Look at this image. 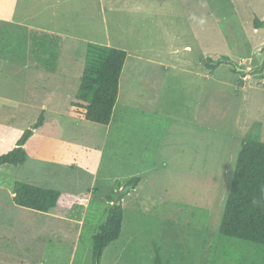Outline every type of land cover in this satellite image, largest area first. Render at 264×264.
Listing matches in <instances>:
<instances>
[{
  "label": "rangeland",
  "instance_id": "1",
  "mask_svg": "<svg viewBox=\"0 0 264 264\" xmlns=\"http://www.w3.org/2000/svg\"><path fill=\"white\" fill-rule=\"evenodd\" d=\"M257 17L264 0H0V154L46 116L28 161L0 167V264L98 263L106 196L135 177L100 264H154L157 247L168 264H264L263 248L226 241L229 251L219 232L242 142L264 141ZM31 30L63 37L56 72L17 60ZM89 41L128 52L109 125L72 105ZM221 55L245 76L228 63L211 71ZM17 181L62 190L60 204H16Z\"/></svg>",
  "mask_w": 264,
  "mask_h": 264
},
{
  "label": "trees",
  "instance_id": "2",
  "mask_svg": "<svg viewBox=\"0 0 264 264\" xmlns=\"http://www.w3.org/2000/svg\"><path fill=\"white\" fill-rule=\"evenodd\" d=\"M255 26L264 28V19L257 17ZM31 31V34H26L27 43L22 45L25 50L23 57L17 60L33 68L56 72L62 54L63 37L40 30ZM127 58L128 52L125 49L93 41L86 43L84 65L79 77L81 81L76 99L72 102L73 106L84 109L86 119L103 125L111 123ZM223 63L231 64L234 72L245 76L243 67L238 70L239 64L228 55H221L218 59L210 58L206 66L214 71ZM262 70L264 61L255 72ZM240 82H244L242 77ZM45 120V113L42 112L38 120L24 131L16 147L0 154V167L4 164L18 166L27 162L29 153L24 145L35 130L44 125ZM139 181L140 178L135 177L125 186L120 183L118 189L107 194L105 221L93 234L94 263L100 264L105 249L122 234L125 220L122 200L129 192H126L125 187L132 185L135 188ZM13 193L16 204L43 212H52L62 195V191L57 188H46L25 181H17ZM219 232L225 243L240 242L264 249V141L257 136L249 135L242 142ZM227 243L226 247L230 251ZM154 264H168L158 247L155 249Z\"/></svg>",
  "mask_w": 264,
  "mask_h": 264
},
{
  "label": "crops",
  "instance_id": "3",
  "mask_svg": "<svg viewBox=\"0 0 264 264\" xmlns=\"http://www.w3.org/2000/svg\"><path fill=\"white\" fill-rule=\"evenodd\" d=\"M10 45H12V46H15L13 43H11ZM16 48H17V45L15 46ZM19 56H22V54H20V53H17V59H18V57ZM14 57V56H13ZM23 57V56H22ZM148 61H149V59H148ZM109 125V124H108ZM29 159V158H28ZM28 161V160H27ZM60 190V189H59ZM62 191V190H61ZM11 195H12V197H14V193H13V190H12V192H11Z\"/></svg>",
  "mask_w": 264,
  "mask_h": 264
},
{
  "label": "built area",
  "instance_id": "4",
  "mask_svg": "<svg viewBox=\"0 0 264 264\" xmlns=\"http://www.w3.org/2000/svg\"><path fill=\"white\" fill-rule=\"evenodd\" d=\"M60 199H61V198H60ZM60 199H59V201H58V204H60ZM68 200H69V199H68V197H67V196H65V197H64V201L67 203V202H68Z\"/></svg>",
  "mask_w": 264,
  "mask_h": 264
},
{
  "label": "water",
  "instance_id": "5",
  "mask_svg": "<svg viewBox=\"0 0 264 264\" xmlns=\"http://www.w3.org/2000/svg\"><path fill=\"white\" fill-rule=\"evenodd\" d=\"M239 69H242V68H239ZM245 71L247 70V69H244ZM96 264H99V263H96Z\"/></svg>",
  "mask_w": 264,
  "mask_h": 264
},
{
  "label": "clouds",
  "instance_id": "6",
  "mask_svg": "<svg viewBox=\"0 0 264 264\" xmlns=\"http://www.w3.org/2000/svg\"><path fill=\"white\" fill-rule=\"evenodd\" d=\"M244 69V68H243ZM245 71V70H244Z\"/></svg>",
  "mask_w": 264,
  "mask_h": 264
}]
</instances>
